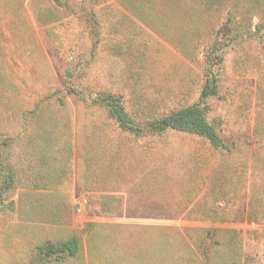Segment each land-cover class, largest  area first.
<instances>
[{
	"label": "rangeland",
	"instance_id": "rangeland-1",
	"mask_svg": "<svg viewBox=\"0 0 264 264\" xmlns=\"http://www.w3.org/2000/svg\"><path fill=\"white\" fill-rule=\"evenodd\" d=\"M203 2L0 0V264H264V0Z\"/></svg>",
	"mask_w": 264,
	"mask_h": 264
},
{
	"label": "trees",
	"instance_id": "trees-1",
	"mask_svg": "<svg viewBox=\"0 0 264 264\" xmlns=\"http://www.w3.org/2000/svg\"><path fill=\"white\" fill-rule=\"evenodd\" d=\"M212 1L215 3H221L222 0H204L202 4L205 5L206 9L210 10ZM250 6L251 5H249L245 9V11H248ZM233 12L237 14L238 11L235 9L232 10V12L229 11V14H232ZM228 21L229 22L231 21L230 17L228 18ZM221 30L227 31L228 33L230 31V27L224 25L221 28ZM219 49L220 47L216 48V46L215 48H213V50H219ZM219 62L220 60L215 55L212 56H210L209 54L207 55L205 59V63L207 65L205 68L206 71L205 73L207 74H205L206 77L205 84L202 87L200 93V99H206L210 96H214L217 94L216 79L211 73V69H212L211 67H214L215 65L219 64ZM109 111L111 116L116 120V122L120 125L121 128L129 129V130L134 129L133 127L129 126L130 124L127 121V116L121 110L119 105L111 106ZM155 125H156V129L159 132H163L165 130L185 132L206 139L215 148L222 147V145L220 144V139L215 134L212 127L205 120V110L201 109L197 104L171 112L169 115H166L160 120H157ZM151 216L155 217V215L153 214ZM181 238L185 239L184 236H181ZM53 251L58 255H61L60 257L76 256L78 254V241L76 239H69L63 242L56 249H53Z\"/></svg>",
	"mask_w": 264,
	"mask_h": 264
}]
</instances>
